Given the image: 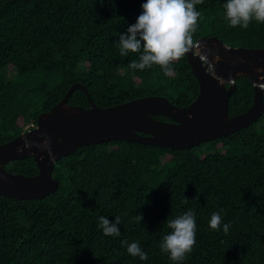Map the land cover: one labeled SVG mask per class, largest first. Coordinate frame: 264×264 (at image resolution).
<instances>
[{"label": "trees", "instance_id": "16d2710c", "mask_svg": "<svg viewBox=\"0 0 264 264\" xmlns=\"http://www.w3.org/2000/svg\"><path fill=\"white\" fill-rule=\"evenodd\" d=\"M144 2L0 0V145L34 128L76 83L99 108L149 96L177 107L195 100L198 83L185 54L172 61L171 75L159 65L133 72L128 65L138 54L121 56L115 47ZM224 3L195 6L200 16L193 41L214 36L229 47L264 48V23L231 27ZM236 85L231 117L253 98L248 78L238 77ZM67 104L89 107L80 89ZM5 168L27 177L38 173L32 157ZM52 177L58 187L43 199L0 196V264H173L160 249L170 232L163 224L189 208L196 243L182 264H264V113L240 131L190 149L124 141L81 146L55 163ZM220 210L231 225L227 234L223 225L209 227ZM101 216L119 217V236L104 235ZM125 239L139 241L148 258L129 255Z\"/></svg>", "mask_w": 264, "mask_h": 264}, {"label": "water", "instance_id": "95a60500", "mask_svg": "<svg viewBox=\"0 0 264 264\" xmlns=\"http://www.w3.org/2000/svg\"><path fill=\"white\" fill-rule=\"evenodd\" d=\"M185 56L198 83V95L183 108L159 96L99 108L83 85L73 84L58 104L38 116L34 128L0 145V196L19 201L47 197L59 184L52 178L55 163L81 146L124 141L190 149L240 131L261 117L264 48L229 47L217 37L202 36ZM238 77H246L252 84V104L245 112L229 117V101ZM76 89L85 93L88 108L67 104ZM28 157L35 162L36 175L5 170L11 162Z\"/></svg>", "mask_w": 264, "mask_h": 264}, {"label": "clouds", "instance_id": "9594fccd", "mask_svg": "<svg viewBox=\"0 0 264 264\" xmlns=\"http://www.w3.org/2000/svg\"><path fill=\"white\" fill-rule=\"evenodd\" d=\"M202 3L203 0H146L142 4V12L137 17L136 23L128 26L125 33H119L118 42H115V47L121 56L138 54V59L129 63V69L135 72L159 65L165 75H171L174 71L172 61L179 60L193 47V34L197 31V20L200 16L195 6ZM223 8L225 19L231 27L239 26L246 29L253 20L264 23V0H226ZM188 200L185 197L184 202L187 203ZM222 211L211 214L209 227L219 230L223 225V231L227 234L231 225L223 223ZM135 219L141 222L143 215L137 214ZM119 223V217L112 222L109 218L101 216L98 227L106 236H119ZM163 225L170 232L162 238L161 252L166 253L173 264H182L196 243L195 212L189 208L179 216L174 218L169 216ZM121 244L126 247L129 255L139 257L141 260L148 258L139 241L129 242L125 239Z\"/></svg>", "mask_w": 264, "mask_h": 264}, {"label": "flooded vegetation", "instance_id": "af4514ba", "mask_svg": "<svg viewBox=\"0 0 264 264\" xmlns=\"http://www.w3.org/2000/svg\"><path fill=\"white\" fill-rule=\"evenodd\" d=\"M163 121H167L166 119H164ZM169 121V120H168Z\"/></svg>", "mask_w": 264, "mask_h": 264}]
</instances>
